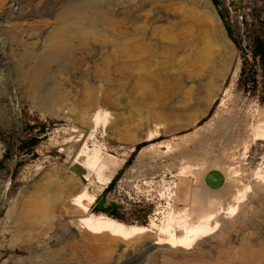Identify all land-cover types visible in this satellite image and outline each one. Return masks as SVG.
Masks as SVG:
<instances>
[{"label":"rangeland","instance_id":"374dc122","mask_svg":"<svg viewBox=\"0 0 264 264\" xmlns=\"http://www.w3.org/2000/svg\"><path fill=\"white\" fill-rule=\"evenodd\" d=\"M19 1L0 12V264H261L264 138H255V130L264 121V90L261 82L247 91L240 72L245 56L253 64L251 37L264 0H221L244 50L212 0L112 2L104 19L80 23L55 16L69 0ZM140 30L154 49L126 48ZM59 39L68 51L44 66L43 90L28 94L20 54L27 46L40 53ZM97 109L108 111L107 121L94 125ZM33 136L39 137L34 148L20 149ZM140 143L99 203L118 204L129 222L94 210L96 200L87 213L142 225L136 210H144L147 224L161 223L171 208L167 188L193 167L224 169L226 186L207 203L178 205L173 196L175 210L187 208L188 221L210 212L211 225L219 209L233 204L236 212L217 226L211 245L183 254L148 248L154 236L108 237L103 251H74L67 228L77 214L60 203L83 179L69 170L72 160L86 151L102 155L107 184L92 183L99 197ZM96 175L93 170L90 181ZM60 211L65 215L57 216ZM176 234L183 236V228ZM260 252L263 258L254 256Z\"/></svg>","mask_w":264,"mask_h":264},{"label":"bare ground","instance_id":"6f19581e","mask_svg":"<svg viewBox=\"0 0 264 264\" xmlns=\"http://www.w3.org/2000/svg\"><path fill=\"white\" fill-rule=\"evenodd\" d=\"M204 1L210 2V0ZM16 2L17 0H0V12L6 8H13L14 3ZM112 2L119 6L120 2H130V0H69L55 13V16L57 19L60 18L63 20L75 19L77 20L76 23H80L85 19L101 20L111 13V11L107 9L106 4ZM142 9L143 7L141 6L136 11L140 12ZM57 27L61 26L57 25ZM76 27L77 25L74 24L68 26V28ZM139 32L141 34L138 36L137 40H133L134 44L129 41H125L128 42L125 43L126 48L136 49L139 51L154 49L151 42H145L144 35L142 34V32L145 31L140 30ZM62 45V39L56 40L55 44L44 47L43 51L40 53H36L32 46H27V48L24 47V51L20 54L18 60L20 62L19 71L22 73V78L24 80L28 94L33 95L43 90L42 70L44 69V66H47L51 62H55L62 51H68L64 47H59ZM164 48L165 50L169 49L168 46H165ZM155 66L158 68L159 63L156 62ZM107 115L108 111L101 113L99 109L95 110L93 114V121L95 123L94 125H97L103 117H105V123L107 121ZM150 137L151 135L148 136V138ZM255 138H264V121H262V123L258 124L256 127ZM101 157L102 155L98 151H86L83 153L82 159H79L78 156H75V158L72 160V163H74V161L79 162L81 166L86 169L87 174L83 176V179H81L82 177L77 179L81 186L75 195L72 197L60 196L61 205L67 207L65 210L67 212L77 214V216L70 218L69 227L67 228L69 238L72 239L69 242L74 251L79 248H84L92 255L103 251L105 247L101 241L108 237L129 239L134 236H154V239L150 241L148 248L153 249L155 252L165 248L173 251L176 254H183L189 249H194L196 245H199V247L211 245L212 242L215 241V229L217 226L219 224H223L225 219L227 220V218L233 216L237 210V205L233 204H229L224 209H219L222 214L219 217H217L219 213L216 212V214H214L216 219L214 220L213 225L210 223L211 218L213 217V214L210 212L200 214L196 221H188L189 213L186 211L187 208L185 207V210L181 209L176 211L172 204L173 196L175 195L174 183L167 188L166 196L168 197V203L171 205V208L168 212H166V219L161 223H157L152 220L147 225L127 224L118 221L117 219H114L104 213H87L86 211L89 209L90 204L95 202L98 193V190H95V188L92 186V183H97L100 188L105 187L107 184L105 179L107 171L104 170L105 165L100 162ZM50 169L53 172H56L57 170L54 167H51ZM93 170H96L97 175L93 181H90V173ZM193 199L195 201H199V191L194 192ZM78 207L81 209H77ZM64 215L65 211H60L57 214V216ZM177 226L183 228V236H178L176 234ZM63 227L64 224L61 223V228ZM161 234H165L167 237H164ZM200 239H202V241L199 242ZM260 254H262V252L254 256L257 258H263L261 257L263 255ZM261 264H264V259Z\"/></svg>","mask_w":264,"mask_h":264},{"label":"trees","instance_id":"16d2710c","mask_svg":"<svg viewBox=\"0 0 264 264\" xmlns=\"http://www.w3.org/2000/svg\"><path fill=\"white\" fill-rule=\"evenodd\" d=\"M216 6L219 7V12L221 17L224 20L227 33L230 36V38L234 41V43L239 47L240 50L243 49V44L238 39L237 35L235 34V29L233 25L231 24L230 20L227 18L224 9L221 8V0H212ZM259 10L258 8H255ZM255 17L258 19V31L255 32V34L251 37V58L253 60V64L251 66H248L249 63V56L244 57V61L242 64L241 72H240V81H242L245 89L247 91H254V88H257L258 85L262 82V88L264 90V17H261L260 13H257ZM248 57V58H247ZM264 100V95L262 97V101ZM35 126H33L34 128ZM45 126L42 125L41 129L44 128ZM39 140L38 136H33L28 139H22L21 144H20V149H23L26 147L27 150H32L34 146L37 144ZM142 143L137 144L135 149L132 151L130 157L124 164V167L118 171V173L112 178V180L109 182V184L106 186V188L103 190L102 194L96 198V204L93 205L94 210H98L101 212H105L108 215L117 218L122 221H128L123 215L120 214L119 206L118 204L115 203H110L107 206H102L99 207V203L103 196L113 187L115 184L117 178L119 177L120 173L123 171L125 167H127L137 154V152L140 150L142 147ZM2 164L0 163V168ZM138 219L136 220L138 223L142 224H147V213L146 211L143 210V214L141 215L138 210H136Z\"/></svg>","mask_w":264,"mask_h":264},{"label":"crops","instance_id":"0c3cea01","mask_svg":"<svg viewBox=\"0 0 264 264\" xmlns=\"http://www.w3.org/2000/svg\"><path fill=\"white\" fill-rule=\"evenodd\" d=\"M227 174L220 167H208L203 171L195 167L180 175L175 182V199L178 205H191L195 191L200 192L199 201L207 203L218 197L227 183ZM214 197V198H213Z\"/></svg>","mask_w":264,"mask_h":264},{"label":"water","instance_id":"95a60500","mask_svg":"<svg viewBox=\"0 0 264 264\" xmlns=\"http://www.w3.org/2000/svg\"><path fill=\"white\" fill-rule=\"evenodd\" d=\"M70 171L76 173L77 175L84 176L87 174L86 169H84L81 164L77 161H74V163L71 162L69 166Z\"/></svg>","mask_w":264,"mask_h":264}]
</instances>
